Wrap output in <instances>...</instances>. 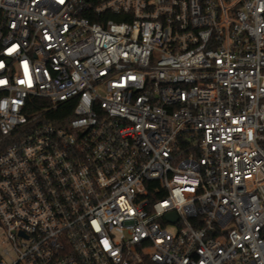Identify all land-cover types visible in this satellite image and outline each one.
<instances>
[{
    "label": "built area",
    "instance_id": "built-area-1",
    "mask_svg": "<svg viewBox=\"0 0 264 264\" xmlns=\"http://www.w3.org/2000/svg\"><path fill=\"white\" fill-rule=\"evenodd\" d=\"M0 264H264V0H0Z\"/></svg>",
    "mask_w": 264,
    "mask_h": 264
},
{
    "label": "trees",
    "instance_id": "trees-1",
    "mask_svg": "<svg viewBox=\"0 0 264 264\" xmlns=\"http://www.w3.org/2000/svg\"><path fill=\"white\" fill-rule=\"evenodd\" d=\"M69 111H70V108H69ZM69 111H67L66 113H58V114H56L55 115V117H57V118H63V117H65L66 115H68V112ZM54 116H53V118H55Z\"/></svg>",
    "mask_w": 264,
    "mask_h": 264
}]
</instances>
